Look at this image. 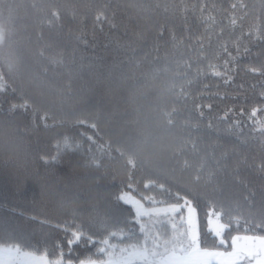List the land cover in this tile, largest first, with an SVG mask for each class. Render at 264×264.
Here are the masks:
<instances>
[{
	"label": "trees",
	"instance_id": "1",
	"mask_svg": "<svg viewBox=\"0 0 264 264\" xmlns=\"http://www.w3.org/2000/svg\"><path fill=\"white\" fill-rule=\"evenodd\" d=\"M183 2L190 9L197 3L215 4L214 16L222 18V11L237 0ZM243 3L247 5L246 28L258 20L264 23V0H243ZM181 6V0H0V21L11 26L15 61L9 67L0 59V79H7L30 102L36 109L37 121L40 115H46L49 123L54 124L47 129L42 125L35 128L19 116L0 114V209L19 203L26 215L41 219L48 216L55 224L70 211L62 202L75 198L77 192L99 190L102 198L110 196L115 202L117 194L127 191L125 185L130 176L138 196L152 195L157 199L171 198L155 187L158 184L169 185L173 191L178 183L191 185V174L182 173L175 164L176 153L185 143L181 120L185 112L181 102L182 72L184 61L191 54L190 50L188 53L184 50L189 36L185 28L190 29L195 43L196 37L211 34L215 25L202 20L199 13L190 12L185 26ZM100 14L117 28L111 29L107 23L103 31L95 28V18ZM169 27H174L179 44L173 45L168 40ZM162 28L164 39L159 40L157 49L154 44ZM82 34L93 45L84 52L77 48ZM107 36L117 37L125 45L118 56L105 51ZM93 55L102 56L103 60L90 68L87 58ZM207 55L211 58L212 48ZM107 72L111 73V79L98 82L101 74ZM237 82L244 84L243 93L236 92L235 86L226 89L212 78L206 81L213 92L219 87L221 94L225 91L229 96L246 94L250 102L261 91L256 76L241 74ZM253 84L255 89L251 87ZM203 86L201 83L197 87ZM197 87L192 91L200 99ZM213 104L217 109L214 117L221 115L225 107L237 111L242 107L233 100H214ZM80 121L95 123L96 128H85ZM78 129L93 136L103 146V153L95 151V145L90 153L88 141L84 140L83 154L65 156L56 164L51 169L53 174L42 181L46 187L29 181L22 193L17 192L12 172L28 169L45 176L39 153L55 155L56 138L64 134L76 136ZM247 133V125L243 135L238 133L241 143L252 141L243 153L248 161L246 176L258 184L259 172L253 171V165L259 168L264 147L256 141L258 129L251 137ZM220 143L231 147L226 140ZM205 147L211 153V147L201 144V148ZM91 156L99 161L98 168L85 167ZM187 159L197 165L203 157L190 153ZM91 177L98 178L95 184L89 182ZM146 184L150 187L146 188ZM236 206V201H232V207ZM73 207L88 210V205L79 200ZM29 227L31 235L40 241L41 251L61 238L57 230L36 222L29 223ZM84 251L81 246L77 255Z\"/></svg>",
	"mask_w": 264,
	"mask_h": 264
},
{
	"label": "snow or ice",
	"instance_id": "2",
	"mask_svg": "<svg viewBox=\"0 0 264 264\" xmlns=\"http://www.w3.org/2000/svg\"><path fill=\"white\" fill-rule=\"evenodd\" d=\"M181 5L180 16L185 26L190 12L199 13L202 20L215 25L211 34L196 37L195 43L190 29L185 28L189 36L184 50L191 51L182 72L185 143L176 153L175 164L182 173L191 174V185L178 183L173 191L169 185L158 184L155 187L171 198L157 199L152 195L138 196L130 176L125 185L127 191L117 194L115 202L110 196L102 198L99 190L77 192L75 198L62 202L70 211L55 224L48 216L41 219L26 215L19 203L9 205L0 209V264H264V159L258 169L253 165V171L259 172L257 184L246 176L248 161L243 155L252 141L243 144L240 140L247 125L249 137L259 130L256 141L264 147V23L258 20L245 27L247 5L243 0L230 3L222 11V18L214 16L215 4L197 3L190 9L181 0ZM105 23L111 29L117 28L103 14L95 18L94 27L103 31ZM167 31L171 44H179L174 27ZM164 33L165 29L159 30L155 48L164 39ZM90 47L92 43L82 34L77 48L84 52ZM124 48L119 38L106 37L105 51L118 56ZM209 48L211 58L207 55ZM87 60L88 66L94 68L103 57L93 55ZM241 74L260 80L261 91L252 102L246 94H221L219 87L213 92L206 83L212 78L226 89L235 86L236 92L243 93L244 84L237 82ZM105 79H111L110 72L102 73L98 82ZM201 83L203 89L197 87ZM193 87H197L202 98H197ZM251 87L255 89L256 85ZM214 100H233L242 107L239 111L225 107L221 115L214 117ZM0 114L19 116L35 128L54 126L46 115H40L37 121L36 109L7 79H0ZM79 123L85 128H96L95 123ZM84 140L88 141L90 153L92 145L95 151L103 153V146L86 131L78 129L76 136H59L55 140V155L39 153L45 176L28 169L12 172L16 191L22 193L29 181L46 187L42 181L53 174L51 169L56 164L65 156L83 154ZM221 140H226L230 149ZM201 144L211 147V153ZM190 153L199 158L202 155V162L192 165L187 159ZM85 167L98 168L99 161L91 156ZM97 179L91 177L89 182L95 184ZM77 200L88 205V210L73 207ZM232 201H236L235 208ZM31 222L57 230L61 238L41 251L40 241L31 235ZM81 246L85 251L77 255Z\"/></svg>",
	"mask_w": 264,
	"mask_h": 264
},
{
	"label": "rangeland",
	"instance_id": "3",
	"mask_svg": "<svg viewBox=\"0 0 264 264\" xmlns=\"http://www.w3.org/2000/svg\"><path fill=\"white\" fill-rule=\"evenodd\" d=\"M12 30L9 23L0 21V59L6 66L11 67L15 63L12 55V45L10 38H12ZM2 74L0 73V78Z\"/></svg>",
	"mask_w": 264,
	"mask_h": 264
}]
</instances>
